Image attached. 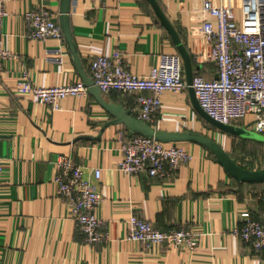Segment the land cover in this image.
Returning a JSON list of instances; mask_svg holds the SVG:
<instances>
[{"label":"crops","instance_id":"0c3cea01","mask_svg":"<svg viewBox=\"0 0 264 264\" xmlns=\"http://www.w3.org/2000/svg\"><path fill=\"white\" fill-rule=\"evenodd\" d=\"M157 1L179 36L182 33L181 41L193 57V74L215 77L210 45L199 29L204 0ZM212 1L235 6L239 13L241 0ZM59 3L5 1L4 43L14 57L0 59V264L264 263V248L253 249L232 230L243 223L242 211L264 224V181L242 182L239 187L206 147L187 140L178 144L191 157L171 176L125 173L116 164L121 143L131 135L122 123L108 124L100 133L112 116L88 90L62 98L60 107L52 110L15 89L22 77L44 86L81 79L63 35L43 40L26 35L24 11L45 8L58 22ZM69 23L89 75L91 58L112 56L115 49L121 52L122 63L141 75L149 72L158 53H179L147 0H72ZM102 94L135 116L136 93ZM202 118L186 87L163 91L155 116L147 122L165 130L206 133ZM224 136L228 141L229 136ZM219 142L225 148L222 138ZM59 154H70L80 163L84 176L102 194L96 213L108 236L98 242L85 241L64 197L56 191L54 162ZM94 167L100 168L98 178L93 176ZM131 211L163 230L192 227L199 232L198 244L177 249L166 241L145 247L129 240L126 219Z\"/></svg>","mask_w":264,"mask_h":264},{"label":"built area","instance_id":"2783aa9c","mask_svg":"<svg viewBox=\"0 0 264 264\" xmlns=\"http://www.w3.org/2000/svg\"><path fill=\"white\" fill-rule=\"evenodd\" d=\"M5 1L0 0V59L3 60L14 57L4 43ZM238 8L237 14L235 6L216 4L212 0L202 2L199 29L210 45L208 57L216 65V76L207 79L195 73L191 86L200 106L214 119L264 133V0H241ZM23 17L28 37L62 39L60 26L50 10L27 9ZM121 59L118 49L112 56L92 57L90 76L101 92L136 93L135 116L140 119H153L163 91H180L188 86L183 61L177 52L158 53L156 62L145 75L133 73ZM15 89L32 95L52 110L59 108V101L68 95L87 93V86L81 79L44 86L22 77L17 80ZM190 157L191 154L176 142L136 134L121 143L116 167L128 174L144 172L148 176L166 178ZM2 163L0 154V185ZM54 163L56 191L64 197L68 212L84 233L85 241L98 242L107 237V231L100 229L104 220L96 213L102 194L92 179L84 176L82 165L70 154L57 155ZM92 172L94 178L100 176L99 167H94ZM240 215L243 223L232 229L234 235L255 250L264 248V224L252 219L248 211ZM126 225V238L139 241L145 247L166 241L177 249H193L199 240V232L192 227L163 230L134 211L126 219Z\"/></svg>","mask_w":264,"mask_h":264},{"label":"water","instance_id":"95a60500","mask_svg":"<svg viewBox=\"0 0 264 264\" xmlns=\"http://www.w3.org/2000/svg\"><path fill=\"white\" fill-rule=\"evenodd\" d=\"M72 0H60L58 23L64 38V41L69 49L75 68L80 75L81 80L87 86V90L94 98L102 105L108 113L112 116L111 119L106 121L101 129L100 133L108 124L122 123L128 130L130 135L134 133H140L146 136L154 137L163 142H175V141H193L206 147L215 156V159L223 166L227 173L236 180L238 186L242 182H260L264 181V167L249 169L241 166L239 162L231 156L228 151L214 138L208 134L197 130H165L155 128L147 121L140 119L129 113L121 104L115 103L111 100L104 98L100 88L93 83L91 76L85 71L78 49L73 41L70 31L69 23V11ZM152 7L156 17L164 28L169 33L177 51L181 55L183 61L184 77L188 84L189 96L195 110L205 119V121L214 127L232 134H236L242 137H248L255 140L264 142V133H259L252 129L246 128L241 125L232 123H223L213 117H211L199 104L194 89L191 86L193 69L190 54L188 53L185 45L181 41V38L176 30L175 26L168 19L160 4L157 0H147ZM99 133V134H100ZM99 134L93 138H97ZM92 138V137H91Z\"/></svg>","mask_w":264,"mask_h":264},{"label":"trees","instance_id":"16d2710c","mask_svg":"<svg viewBox=\"0 0 264 264\" xmlns=\"http://www.w3.org/2000/svg\"><path fill=\"white\" fill-rule=\"evenodd\" d=\"M145 1V0H144ZM179 30V29H178ZM180 33V36H182V33L181 31H179ZM192 57V56H191ZM193 59V57H192ZM202 120L204 121V125L211 129V130H216V131H219V133H225L227 136H229V146H230V150H228L227 148H225L228 153L233 156L241 166L245 167V168H249V169H254V168H260V167H253V166H250L248 163L246 162H243L242 160V156L244 155L242 153V151H247L246 149V143H256V144H260V145H264V142L262 141H259V140H255V139H252V138H248V137H242V136H239V135H236V134H232V133H228V132H225V131H222L216 127H214L213 125L207 123L205 121V119L202 118ZM239 124V123H238ZM136 134H140V133H134L132 135H136ZM177 144L179 143V141H175ZM219 142V140H218ZM221 144V142H219ZM222 145V144H221ZM223 146V145H222ZM209 153H211L212 155H214L212 152L209 151Z\"/></svg>","mask_w":264,"mask_h":264},{"label":"rangeland","instance_id":"374dc122","mask_svg":"<svg viewBox=\"0 0 264 264\" xmlns=\"http://www.w3.org/2000/svg\"><path fill=\"white\" fill-rule=\"evenodd\" d=\"M205 132L209 133L211 136L219 140L222 138L225 148L230 150L229 139L227 141L225 136L222 137L223 135H225V133H219V131L211 130L209 128L207 129V127L205 129ZM246 149L247 151H242V153L244 154L242 156L243 162H246L253 167H264V145L247 142Z\"/></svg>","mask_w":264,"mask_h":264}]
</instances>
